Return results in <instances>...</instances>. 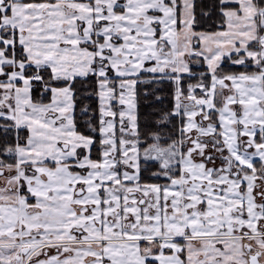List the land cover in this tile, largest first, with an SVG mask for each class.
I'll return each mask as SVG.
<instances>
[{
  "label": "snow or ice",
  "instance_id": "1",
  "mask_svg": "<svg viewBox=\"0 0 264 264\" xmlns=\"http://www.w3.org/2000/svg\"><path fill=\"white\" fill-rule=\"evenodd\" d=\"M0 264H264V0H0Z\"/></svg>",
  "mask_w": 264,
  "mask_h": 264
}]
</instances>
